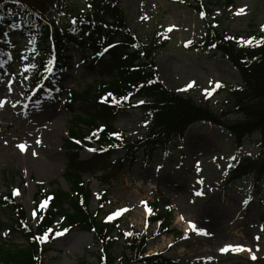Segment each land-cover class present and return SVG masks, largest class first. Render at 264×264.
<instances>
[{
    "label": "rangeland",
    "instance_id": "374dc122",
    "mask_svg": "<svg viewBox=\"0 0 264 264\" xmlns=\"http://www.w3.org/2000/svg\"><path fill=\"white\" fill-rule=\"evenodd\" d=\"M204 1L210 4L215 0ZM72 2L88 11L86 0ZM224 2L212 5L209 19L215 26L232 37L253 31L264 35V0H236L234 6L228 7ZM195 3L196 0H123L122 7L130 28L143 42L166 43L157 50L155 59L159 77L168 89L219 111L226 104L225 90L240 87L242 81L221 53L200 47L205 28L201 15L192 7ZM241 7L245 11L237 15ZM56 20L63 23L61 17ZM0 45L9 52V60L0 67V99L6 101L0 108V195H12L13 189H19L20 195H12L13 199L25 210L27 224L36 228L39 218L37 215L33 219L31 213L42 202L37 197L38 190L69 192L65 180L68 134L73 115L88 109L79 103L68 108V92L84 90L100 81V69H90L83 61L89 50L69 46L64 53L68 66L51 73L39 86L29 88L23 76L24 65L31 60L27 41L7 33L0 36ZM190 82H194L193 86L186 88ZM150 125L151 120L140 109L126 110L115 121L116 129L130 140L141 139ZM36 138L41 140L39 145L34 143ZM260 142L257 136L238 142L220 126L195 123L187 129L183 140L173 141L169 153L158 152L147 163L140 157L131 168L114 172L107 184L101 183L103 171H92L94 167L88 170L84 181L93 193L91 210H98L105 195V219L110 212L127 208L128 211L106 221L118 220L122 231L147 229L152 236L150 255L165 254L180 264H264V182L257 189L252 178H245L226 187L229 164L243 157H258ZM20 143L26 145L23 152L17 147ZM90 148L81 150L83 162L91 161L95 155ZM33 151L37 155L33 156ZM125 154L115 150L111 161L121 160ZM198 180H203V184H198ZM201 189L204 195L196 196L194 193ZM155 204L157 212H173L172 229L176 233L158 235V225L149 224ZM0 220L5 224L1 242L25 245L20 234L12 231L15 216L9 207H0ZM188 221L207 235L191 230ZM226 244L243 250L221 252ZM124 248V240L118 239L114 251L121 254ZM101 250L93 234L65 232L55 238L44 264H78L80 260L96 264V254Z\"/></svg>",
    "mask_w": 264,
    "mask_h": 264
},
{
    "label": "trees",
    "instance_id": "16d2710c",
    "mask_svg": "<svg viewBox=\"0 0 264 264\" xmlns=\"http://www.w3.org/2000/svg\"><path fill=\"white\" fill-rule=\"evenodd\" d=\"M215 1L209 4L196 0L195 5H191L199 14L204 13L205 37L200 47L221 53L241 77L240 87L225 90L226 104L219 111L168 89L159 77L155 59L157 50L166 43L143 42L130 28L122 7L123 0H86V6L91 4L88 11L72 0H0V36L9 33L27 41L31 60L24 65L23 76L29 88L68 66L64 53L69 46L89 50L90 54L83 55V61L90 69H100V81L81 91L71 90L67 95L68 108L79 103L88 109L73 115L68 134L65 180L69 192L57 189L43 193L38 190L37 197L41 201L51 199L43 210L38 211L36 228L27 224L25 210L15 203L12 195H0V207H9L15 216L12 231L25 240V245H7L1 242L0 236V264H44L45 255L57 237L55 233L64 228L68 229L67 233L78 230L93 234L102 247L96 254V264H180L165 254H148L152 236L147 229L122 231L118 220L106 221L103 215L107 195L93 212V193L85 183L84 175L94 167L92 171H103L101 183L107 184L114 172L131 168L138 158L147 163L158 152L169 153L173 141L183 140L187 129L195 123L220 126L238 142L250 136L259 137L260 154L256 158L249 156L232 161L226 187L252 178L254 187L261 188L264 182V35L253 31L232 37L220 30L209 19L213 6L224 1L225 6H234L236 0ZM57 17H61L63 23H58ZM252 38H255L252 43H245ZM8 53L0 45V65L8 59ZM32 64L35 68L30 67ZM49 66L51 73L46 71ZM109 93L112 95L108 96ZM124 96L128 99L122 100ZM104 97L107 100H102ZM113 97L120 102L112 103ZM130 109H140L151 120L148 132L138 140L126 138L115 127L118 116ZM113 133H119L120 138ZM85 147L97 149L89 162L80 158ZM115 150L126 154L113 162ZM156 206L153 205L154 216L149 219V224L158 225V235L176 233L172 229L173 212H157ZM4 227L0 220V233ZM49 228L53 231L48 233L46 241L36 239ZM129 232L131 236L126 235ZM118 239L125 242L121 254L114 251ZM78 264L89 263L80 260Z\"/></svg>",
    "mask_w": 264,
    "mask_h": 264
},
{
    "label": "snow or ice",
    "instance_id": "6c2138e0",
    "mask_svg": "<svg viewBox=\"0 0 264 264\" xmlns=\"http://www.w3.org/2000/svg\"><path fill=\"white\" fill-rule=\"evenodd\" d=\"M17 2H18V0H17ZM87 7H91V4L87 5ZM244 11H245V9H244L243 7H241V8L238 10L237 15L244 13ZM200 15H201V17H203V16H204V13L201 12ZM143 19H147V17H143ZM73 23H75V21H73ZM169 31H171V28H169ZM262 31H264V25H262ZM254 39H255V38L249 39V40L245 41V43H249V44H250V43H252V41H253ZM187 43H191V41H188ZM186 46H187V45H186ZM108 47H113V45H109ZM213 47H215V45H213ZM107 50H108V49L105 48V51H107ZM98 54H101V53H98ZM48 64L51 65V64H52V61L49 60ZM0 67H2V65H0ZM30 67L35 68V64L30 65ZM46 71H48V72L51 73V72H52V68H51L50 66H49V67H46ZM148 83L150 84V83H152V81H148ZM193 83H194V82H190V83L186 86V88H190V87H192V86H193ZM217 87H219V83H217ZM9 90H10V89H9ZM185 90H186V89H185ZM206 91H207V90H206ZM207 94H208V95H211L210 92H208ZM111 95H112L111 93L108 94V96H111ZM121 99H122V100H127V99H128V96H124V97H122ZM102 100H107V97L102 98ZM111 102L114 103V104H116V103H119L120 101L113 97V99H112ZM16 103H19V100H17ZM138 103H144V101H138ZM5 104H6V101H5L4 99H0V108L4 107ZM12 107H16V104H13ZM113 135L117 136V138H120V134H119V133H113ZM34 143H35L36 145H39V144L41 143V140H40L39 138H36L35 141H34ZM77 143H79V141H77ZM17 147L20 149V151L23 152V151L25 150V148H26V145H25L24 143H20V144L17 145ZM88 150H89V151H97V149H95V148H90V149H88ZM100 150L103 151L104 149H100ZM32 155L35 156V155H37V153H36L35 151H33V152H32ZM230 159H234V158H230ZM229 167H231V165H229ZM196 171H197V172L200 171L199 162H197ZM197 183L202 185V184H203V180H198ZM194 194H195L196 196H203V195H204L202 189H201V190H197ZM12 195H13V196H18V195H20V191H19V189H13V190H12ZM4 199L7 200L8 197L5 196ZM49 199H51V198H50V197L45 198L42 202L39 203V205H38V209L32 211L31 215H32L33 219H36V218H37L38 211L43 210V209L48 205ZM247 203H248V200L245 199V200L243 201V204L246 205ZM141 204H142V205H146V202L141 201ZM126 211H128L127 208H120V209H117V210H115V211L110 212V213L106 216V219H107V220H112V219H114L115 217L121 215L122 213H124V212H126ZM148 211L151 212V209H148ZM180 219L183 220L184 217L181 216ZM24 227L27 228V225H24ZM188 227H189L191 230L197 232V234L207 235V233H206L203 229H199V228H197V225H196L195 223H193L192 221H188ZM52 231H53V230H52L51 228H49V229H47V230L45 231L44 235H41V236H39V237H36V239L40 240L41 242L46 241V240L48 239V233H51ZM67 231H68V229H67V228H64L62 231L56 232L55 234H56L57 236H60V235H63V234H64L65 232H67ZM126 235L131 236L132 233L129 232V233H126ZM229 250H233V251H241V250H243V249H242L240 246H234V245H231V244H226L224 247L220 248V251H221V252H227V251H229ZM248 251H251V249H248ZM251 258H252L253 260H255V259H256V256L253 255ZM209 259H211V258L209 257Z\"/></svg>",
    "mask_w": 264,
    "mask_h": 264
},
{
    "label": "bare ground",
    "instance_id": "6f19581e",
    "mask_svg": "<svg viewBox=\"0 0 264 264\" xmlns=\"http://www.w3.org/2000/svg\"><path fill=\"white\" fill-rule=\"evenodd\" d=\"M49 138V140H51L52 138L51 137H48Z\"/></svg>",
    "mask_w": 264,
    "mask_h": 264
}]
</instances>
